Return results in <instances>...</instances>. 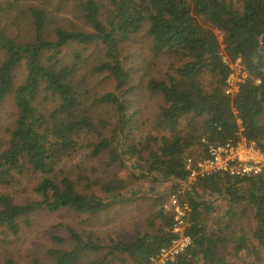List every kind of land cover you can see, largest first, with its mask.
I'll use <instances>...</instances> for the list:
<instances>
[{
  "label": "trees",
  "instance_id": "16d2710c",
  "mask_svg": "<svg viewBox=\"0 0 264 264\" xmlns=\"http://www.w3.org/2000/svg\"><path fill=\"white\" fill-rule=\"evenodd\" d=\"M37 1L0 0V20L5 13L10 23L0 21V112L13 102L7 123L0 119V231L16 237L39 210L68 211L90 228L69 225L71 246L47 250L54 264H149L176 237L163 206L188 183L191 148L227 143L241 120L264 151V0H69L88 31L52 27L57 11ZM22 24L25 39L13 33ZM142 34L147 52L131 53ZM222 52L249 73L232 97ZM102 75L111 90L97 87ZM10 189L39 199L20 203ZM149 194L148 229L121 239L101 232L100 217ZM179 197L191 208L192 245L169 264H264L263 177L215 174ZM3 264L22 263L4 253Z\"/></svg>",
  "mask_w": 264,
  "mask_h": 264
},
{
  "label": "rangeland",
  "instance_id": "374dc122",
  "mask_svg": "<svg viewBox=\"0 0 264 264\" xmlns=\"http://www.w3.org/2000/svg\"><path fill=\"white\" fill-rule=\"evenodd\" d=\"M39 3H44L46 6L50 7V4H52L53 9H55L57 12H54L51 14V20L50 24L52 27L57 25H63L67 29L72 28H81L86 31L90 30L88 26L84 25L83 21L79 18V15L77 14L74 4L71 1L67 0H38ZM37 1V2H38ZM238 1V0H233ZM62 5V6H61ZM57 7L60 11L58 12ZM1 8L5 9L7 11V7L5 5H2ZM51 8H47L49 11H53ZM1 24L3 26L6 25V23L10 24L5 20V13L2 14L1 18ZM30 27H26L22 24L19 28H14L13 33L14 35H18L20 37H29L30 33ZM148 41L144 38L143 34L136 38L135 43L133 45V49L131 50V53L135 51L140 52H147L148 48ZM78 47V46H77ZM68 50V51H67ZM71 49H66V53H70ZM96 51L89 48V51L87 53V56L90 58L96 57ZM4 58V53L0 51V62ZM131 62V63H130ZM128 63L135 68V70L139 69V60L132 58L128 61ZM157 66L158 67H165L169 64L168 59H164L159 61ZM20 80L22 81L24 77L23 70L20 71ZM105 75L98 76L95 79H97V82L102 81L100 84L97 85V87L101 91L111 90L112 86L109 84L108 81L104 79ZM94 79V80H95ZM105 80V81H104ZM148 103V102H147ZM149 109L146 111V113H150V110L153 107V102L149 101L148 103ZM13 112V102L12 99H8L0 112V119H2L3 125H5L8 121L9 115ZM189 123L187 121H184L181 125V129L183 131L188 130ZM4 136L2 132H0V137ZM204 150V147L202 145H195L193 148H191L186 158L190 156H197L200 155ZM82 159V157H81ZM124 174H127V171H124ZM123 174V172H122ZM26 185V183H25ZM192 184L187 183L182 188L177 191V193H183L185 188H188ZM170 185H164L159 190L165 191L170 190ZM20 189V188H19ZM18 189V190H19ZM143 190L148 192L149 186L143 185ZM13 194L17 196V201L20 203L27 202L29 199H39L34 193L29 189V193L24 194L23 192H19L18 194L14 192V190H9ZM22 191V190H21ZM3 192H7L5 190L0 189V194ZM169 193V192H168ZM172 194V193H171ZM171 194H167V199ZM155 195L149 194L147 198H141L140 196H137V200L133 201L132 203H127L125 206L117 207L114 210H112L108 215L100 217L99 223L103 225L101 228V232H103L107 237H112L114 239H121L126 237H132L137 230L145 231L148 229V220L149 216L151 214V208H152V201L150 200L151 197ZM167 201V200H166ZM166 204V202H165ZM164 204V205H165ZM164 208V206H163ZM221 212L218 214V216H221ZM215 216L210 217V227L213 223H215ZM86 219V217H80L72 212H59L56 214H51L48 211L45 210H39L37 213L33 214L30 218L31 220V226L29 227H23L21 232L18 236L14 237L11 234H8V232L0 231V241L5 240L10 243L8 246H0V264H3V255L6 253L7 255L16 254L19 257L20 263L22 264H31V259L34 257H37L39 262L41 264H54L51 262L49 256L47 255V250L51 248H64L65 246L70 245V241L68 240V229L67 227L70 225L73 227V229L76 230H82V229H89V224H82L83 221ZM246 227H249L250 222H245ZM54 238H61L65 240L64 245L57 244L54 240ZM2 248V249H1ZM88 262V259H86L82 264H85ZM119 262H117L118 264Z\"/></svg>",
  "mask_w": 264,
  "mask_h": 264
},
{
  "label": "built area",
  "instance_id": "2783aa9c",
  "mask_svg": "<svg viewBox=\"0 0 264 264\" xmlns=\"http://www.w3.org/2000/svg\"><path fill=\"white\" fill-rule=\"evenodd\" d=\"M220 40L222 41V37ZM221 55L229 69L225 93L232 97L239 93L242 85L248 80L249 73L241 59L232 61L224 52ZM238 124L240 129L234 139L222 145H209L200 155L186 158L188 183L193 184L215 174L240 178H264V151L256 141L249 140L245 136L241 120ZM179 196L180 193L171 194L164 205L165 212L173 217L172 232L176 237L156 258L151 259L149 264L174 263L192 245L191 237L186 234L191 208Z\"/></svg>",
  "mask_w": 264,
  "mask_h": 264
}]
</instances>
